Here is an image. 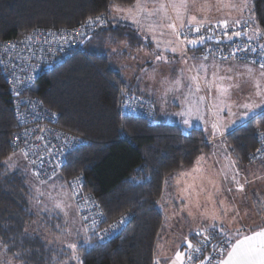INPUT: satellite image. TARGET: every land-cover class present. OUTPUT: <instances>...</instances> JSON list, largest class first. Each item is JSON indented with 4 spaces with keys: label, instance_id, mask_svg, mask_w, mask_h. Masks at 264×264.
I'll return each instance as SVG.
<instances>
[{
    "label": "trees",
    "instance_id": "1",
    "mask_svg": "<svg viewBox=\"0 0 264 264\" xmlns=\"http://www.w3.org/2000/svg\"><path fill=\"white\" fill-rule=\"evenodd\" d=\"M134 1L0 0V41L18 38L37 26L70 28L100 14L107 18L106 27L88 36L59 64L45 69L28 91L57 114L59 127L83 141L66 156L60 172L52 178L68 182L81 175L83 190L101 206L104 223L124 213L132 216L120 234L99 241L83 226L69 190L87 234L85 239L78 236L82 238L76 248V262L80 264H156L154 247L162 227L157 202L163 180L193 165L210 149L200 128L184 131L177 123L158 120L153 101L134 91L122 73L124 61L115 58L118 48L111 46L124 41L129 47L120 49L133 57L143 39L128 24L112 21L109 5L126 6ZM249 4L253 24L261 30L257 35L264 39V0H250ZM128 93L151 102L153 122L120 112V101ZM12 98L0 71V251L6 250L20 264H57L68 249L49 245L31 228L42 225L55 231V224L62 219L57 214L36 215L29 204L25 177L4 164L14 151L8 144L16 129ZM258 128L264 129V115H255L224 136L239 165L252 162L249 153L256 146L254 131Z\"/></svg>",
    "mask_w": 264,
    "mask_h": 264
},
{
    "label": "rangeland",
    "instance_id": "2",
    "mask_svg": "<svg viewBox=\"0 0 264 264\" xmlns=\"http://www.w3.org/2000/svg\"><path fill=\"white\" fill-rule=\"evenodd\" d=\"M249 1L250 0H185V4L181 5L179 8L181 20L177 19V11L169 6V0H155L158 6L159 3L165 4L166 12H156L151 15L150 17L153 18V23L147 26L149 29L151 28V30L144 29L141 33L145 37L148 31H150L148 37L153 45L151 43L149 44V51H152L154 55L151 56L149 53V57L151 56V58H153L154 64L158 62L155 60L156 55L165 56L168 62H164L163 64V62L160 61L155 65L153 64L154 66L152 67L145 66L142 70L130 67L125 75H128V79L134 85V91H136V89L142 91L144 85L152 89L154 97H156V108L159 109V114L163 121L169 120L166 122H179L180 110L176 108L175 105L182 106L183 102L189 100V98L193 97L196 93L194 90H191V88L177 87L172 83V81H174L173 79L177 80V78L182 77L181 73L183 72L187 74L188 78L192 76L198 77L197 81L187 79L191 87L197 85L198 81L202 82L201 85H203L205 96L202 94H200V96L206 97L210 101V108L204 121L217 123L219 127H225V125L229 127L233 125L228 124V121L236 120L239 114L245 111V109L240 108L239 105L260 102L261 97L255 95L256 84L259 82L260 88H264V78L246 75L245 72L239 69L237 71L235 70V74H231L230 71L228 74L227 70L219 65H214L215 67L211 69L204 65H202L203 67H198L201 63L197 61L200 60H194L192 58L193 54L187 51V48L193 44L187 43V41L183 40L180 36L174 35L172 29L167 27L169 23H175L177 25L181 22H183L184 25L186 23L191 24L189 20L194 16L196 19L192 21V23L214 20L228 22L247 21L251 25L253 34H258L256 32L257 27L253 24ZM176 3L179 5L180 0H176ZM143 13L145 14L144 18L148 19L147 16L149 15H147L146 12ZM151 33H153V35H151ZM258 40L260 43L264 44V39ZM157 44H159V47H157ZM173 47L177 48L176 52L171 51ZM172 63L173 65H171ZM171 67H174L175 70L180 72L177 77H175L174 74L173 76H171V74H164L165 72L169 74V71H172L170 69ZM198 73L204 74L197 75ZM234 85L236 87H231ZM221 89H227V92L224 93ZM142 94L148 95L152 100L151 94L145 92ZM199 103L202 104V101ZM259 110L260 109H257L256 111ZM230 112L232 115H230ZM184 116V114L181 115V117ZM201 120L200 118H193L194 123L204 124ZM181 121L184 123V120ZM220 161L222 167H230L228 160ZM4 164L8 170L20 171L25 177L30 193L29 204L31 210L36 215L41 213L49 215L57 214L62 219L61 223L55 224V231L50 230V228L40 227L42 225L33 226L31 230L49 245H56L68 249L65 258L61 259L57 264H68L73 261L75 264H80V262L71 259L73 256V249L69 248L68 245H77V242L82 239L81 237L78 239V236L82 235L85 239L87 234L81 223L76 219L78 216L74 203H72L70 198L67 180L63 182L59 177L48 179L47 181L38 180L31 172L25 157L19 151H13L4 160ZM177 179L176 184L179 185V191L174 192L175 190L170 188L171 185L167 184L166 189L172 191L170 192V198L167 199L166 202L163 200L164 204H166L164 206L161 205L163 202L162 199H160L161 202L159 206L162 207L160 211L162 213L164 225L162 224V230L158 232L155 242L157 247L156 251L159 254L169 250L174 252L181 246L180 244L184 242V236L187 232L197 226L199 228H204L210 224L222 223L219 219L212 220L214 214L218 217L223 215L224 208L221 207V201H224L226 205H234L235 209L239 211L241 220L237 224L231 225L233 228L238 226H243L245 228L251 224L258 223L259 217H257V213H259L260 210H264L262 207L257 208L252 205L249 207V213L251 214V217H249L246 210L247 208L243 206L242 199L240 198V194H242L243 191H240L239 199L237 197H232L233 194L229 192L231 191L230 188L229 191L228 188H223V186L227 187V185H223L221 190L216 192L215 190L218 189L216 182H210L209 177L203 176L197 172H189L187 169H184L179 173ZM190 183L201 185L203 189L200 190V188H198V191H194L190 187ZM177 194L182 197L184 201L183 204L182 201L178 199L179 197L177 198ZM247 197L250 198L249 195ZM57 202L65 206L63 211L55 206ZM250 202H252L251 199ZM196 204H198L199 207H196ZM186 205L187 208L185 207ZM217 209L219 210L218 212L216 211ZM189 210H191L192 215H189ZM232 215L233 213H229L227 220H231ZM225 226L228 227L229 225L225 223ZM184 249L185 248H183V250ZM62 253L64 254L63 251ZM0 264L20 263L11 254L7 253L6 250L2 249L0 251Z\"/></svg>",
    "mask_w": 264,
    "mask_h": 264
},
{
    "label": "built area",
    "instance_id": "3",
    "mask_svg": "<svg viewBox=\"0 0 264 264\" xmlns=\"http://www.w3.org/2000/svg\"><path fill=\"white\" fill-rule=\"evenodd\" d=\"M86 21L88 19L70 28L37 26L18 38L0 41V71L8 90L13 95L12 110L16 121V129L8 144L12 150L24 155L39 180L56 176L66 156L83 141L77 135L59 127L57 114L46 107L39 98L29 95L28 91L35 85L36 79L45 69L59 64L88 36L107 25L104 14L103 23L95 20L87 23ZM221 22L222 20H216L186 24L180 30L179 36L186 41H197L193 46L196 55L201 59L245 62L261 68L260 65L264 63V45L259 42V37L253 34L250 23L226 21L227 26H225ZM197 27H199L198 32L193 30ZM234 32L247 33V35L235 36L232 35ZM200 38L203 40L201 41ZM119 110L123 115L142 117L149 122H153L155 118L151 102L132 93L122 97ZM262 134H264L262 128L254 131L256 146L249 153L251 161L264 156V135ZM258 148L261 149L260 153L256 151ZM77 177L79 179H76ZM82 185L81 175L73 176L68 181L70 194L77 206L83 226L91 230L99 241H105L120 234L130 221L131 214L124 213L115 220L104 223L105 216L101 206L90 192L83 190ZM93 224H95L94 227ZM109 225L114 226L110 228ZM202 229H207L209 233H216L207 244L202 236L197 235ZM219 239L217 230L209 226L196 228L191 232L190 241L194 246L201 247L202 251L186 249L184 264H200L205 255L212 253V247ZM187 255H191L193 259L188 260ZM212 255L215 256V253ZM204 264L208 262L205 261Z\"/></svg>",
    "mask_w": 264,
    "mask_h": 264
},
{
    "label": "crops",
    "instance_id": "4",
    "mask_svg": "<svg viewBox=\"0 0 264 264\" xmlns=\"http://www.w3.org/2000/svg\"><path fill=\"white\" fill-rule=\"evenodd\" d=\"M135 4H136V0L130 5H126V6H120L119 5V6L121 8H127L129 6H132L133 10L135 11ZM146 7H147L148 11L151 12V11H153L154 8L158 7V4L155 2V0H147ZM125 15H126L125 13L116 14V9H114V8L110 9V19L112 21H118L121 23L128 24L129 26H131L132 28H134L137 31L138 35L142 36L143 41L140 42V44H138L137 47H135V49L133 51L135 53V55L133 57L126 56V53L123 51V49H125L126 46H128L126 42L120 41V42L115 43L114 45L111 46L113 48H118L117 49L118 50L117 55L115 58H117L118 61H124V65L122 68V70H123L122 73L124 75H125V73L127 74V70L130 67L131 68L135 67V68H138L139 70H142V68H144L145 66L146 67H152L156 63H158V62H156L154 64L153 58H151V56H153L154 54L152 53V51L151 52L149 51L150 50L149 44L151 43L153 45L152 41H150V39L148 37L150 31H148L147 36L145 35V37L141 33V31L144 29L149 30V28L147 26L153 23V18L150 16H147L148 19H145L144 18L145 14L143 12H141L140 16L138 17V19L140 20V24L143 26L141 28V27H138L136 24H134L130 19L123 18ZM186 24H188V23H186ZM151 35H153V33H151ZM256 36H258V35L256 34ZM106 46L107 47L109 46L108 42L106 43ZM120 48H123V49H120ZM119 49L121 51H119ZM187 51L189 53L193 54L192 58L194 60L197 61V59H199L201 62L200 61H197V62L201 63V65H204L209 69L215 67L214 65H219L220 67L221 66L224 67L227 70L228 74H229V71L231 72V74H235V70L237 71L239 69V70L245 72L246 75H250L252 77L258 76V77L264 78V76H261V73L264 72V69H261V68L255 66L251 63L204 60V59H201L200 57H198L196 55L195 50L193 51V49H192V46L187 48ZM149 53L151 54L150 57H149ZM163 64H164V62H163ZM171 65H173V63ZM201 65H198V67H200ZM170 69L172 71H169V74H168V72H165L164 74L165 75L171 74V76H173V74H174L175 77H177L178 74H180V72L175 70L174 67H171ZM249 70H251V73H249ZM202 74H204V73H198L197 75H202ZM181 75H182V77L177 78L180 80L179 86L191 88V90H194L196 93L193 95V97L189 98V100H186V102H183L182 106L175 105V107L179 108V110H180V118H179V122L172 121V123L179 124L180 127L184 131H188L193 127L200 128L204 133L205 142L210 146V149L208 152L200 154L197 157L196 161L193 163V165L186 167V168L182 167L179 170L175 171L173 174L165 177V179L163 180L162 191H161L160 198L158 199L157 206L160 210V208H162L159 206V204L161 202L160 199H162V202H163V203H161V205L164 206V205H166V204H164V201L166 202L167 199L170 198V195H171L170 192H172V191H168L166 189L167 184L171 185L170 188L172 190H175L174 192L179 191V189H178L179 185H177L176 182L178 180L177 178H178L179 173L181 171H183L184 169H187L189 172H197L203 176H207L210 178L209 179L210 182H216V185L218 188L215 190L216 192L218 190H221V187L223 185H227V187L223 186V188H225V189L228 188V191L230 188L231 191H229V192H231V194H233V196H232L233 198L234 197L238 198L239 194H240V191H238L236 189L235 185L231 181V177L234 174L238 173V179L240 180L241 183L248 181V183L245 184L244 191L242 192V194H240L241 195L240 198L242 199L243 206L244 207L246 206V208H247L246 210L249 214V217H251V214L249 213V207L252 205L254 206V202H255V206L257 208H259V207L264 208V203H262V201H264V156L259 158L256 161H252L250 163H247L246 165H243V166L239 165L237 163V161L235 160L234 156L230 153V151L226 145L225 139H224V136L228 132H230L231 130H233L237 126H239V124L244 123L249 118H246V119H244L243 122L233 124L229 127H220V131H217L214 133L213 128H212L213 123H209L207 121H204V118L208 114V111L210 108V101L208 98L200 96V94L205 96L204 90H203V85H201L202 82L198 81L199 90H197V85H194L193 87H191L188 84L187 79H190V78L187 77V74L185 72L181 73ZM125 76L128 79V75H125ZM171 80H172V78H171ZM173 80H176V79H173ZM128 81H129L130 87L133 88L134 85L130 82L129 79H128ZM136 90H138V89H136ZM144 92L151 94L152 101L154 104V108L156 111V116H157L156 118L158 120H162L161 116L159 114V109L156 108V99H155L156 97H154L152 89H150L147 85H144V89H142L141 93H144ZM200 101H202L203 105L201 103H199ZM260 111L261 110L257 111V113H259ZM182 114H184L185 116L181 117ZM194 117L202 119L201 121L204 124L197 123V122L194 123V121H193ZM181 120H184V123ZM166 121H169V120H166ZM185 121H187L188 123L186 124ZM220 160H228L230 167H227V168L222 167L220 164L221 163ZM195 163H196V165H195ZM257 176L261 177V179H254V177H257ZM190 187L194 191H198V188H200V190L203 189V186L195 184V183H190ZM248 195L250 196V198L247 197ZM163 197H166V198H163ZM177 198L180 199V201H182V204H183L184 201H183L182 197L178 196V194H177ZM250 199L252 200V202H250ZM257 217H259L258 223L251 224L248 227L244 228L246 234H251L252 231H259L261 228H264V224H262V223H264L263 222L264 221V210H260L259 213H257ZM76 219L79 222V218H76ZM163 223H164V220L162 218V224ZM162 227L160 228L159 231L162 230ZM197 227H195V228H197ZM194 229L189 230L187 232V234L184 236V238L187 237L190 240L191 232H193ZM167 240H169V239H167ZM234 242L235 241L233 240V243ZM180 245L181 246L179 248H177L174 252L172 250H169V251H164V252L159 254L156 251L157 247L155 244L154 262L156 263L158 261L159 264H172V261L175 258L176 251H178V249H179L182 252L183 248H185L183 250V252H185V250L187 249V244L185 242H183Z\"/></svg>",
    "mask_w": 264,
    "mask_h": 264
},
{
    "label": "snow or ice",
    "instance_id": "5",
    "mask_svg": "<svg viewBox=\"0 0 264 264\" xmlns=\"http://www.w3.org/2000/svg\"><path fill=\"white\" fill-rule=\"evenodd\" d=\"M146 4H147V0H136L135 11L133 10L132 6H129L127 8H121L119 5L115 3L110 4L109 7L116 9V14L125 13L126 15L123 18L130 19L134 24L142 28L143 26L140 24V20L138 19L141 12H146L149 16L155 14L156 12H166V6L164 3H159L158 8H154L153 11L151 12L148 11ZM184 4H185V0H180L179 5L176 3V0H169V6L172 7L174 10H176L178 13L177 19L182 20V18L179 15V8L181 5ZM195 19L196 18L193 16L189 20V23H192V21H194ZM92 20L103 23V14L97 15L96 17H89L86 23ZM221 23L227 26L226 21H222ZM236 23H239V21H237ZM167 27L172 29L174 35L179 36L180 29L184 27V24L183 22H181L179 25L175 23H169ZM149 30H151V28ZM193 30L198 32L199 27L194 28ZM260 31L261 30L257 27L256 32L259 33ZM225 35H227V33H225ZM232 35L240 36V35H247V33L234 32ZM200 39L201 41L203 40V38ZM187 43L195 44L197 43V41L188 40ZM157 47H159V44H157ZM171 51L176 52L177 48L173 47ZM155 60L158 62L160 61H163L165 63L168 62L167 58L163 55H156ZM201 67L203 66L201 65ZM260 67L264 69V63H262ZM249 73H251V70H249ZM261 76H264V72L261 73ZM190 79L193 81H197L198 77L192 76ZM172 83L175 84L177 87H179L180 85L179 79L172 81ZM231 87H236V86L234 85ZM197 90H199L198 84H197ZM221 91L226 93L227 89H221ZM255 95L261 97L260 102L259 103L253 102V103H246L239 105V107L245 109V111H242L236 120H229L228 124L243 122L244 118L246 117L254 118L255 115L257 114L264 115V88H260L259 82H257L256 84ZM257 109H260L261 111L257 113L256 111ZM230 115H232L231 112ZM185 123L187 124L188 122L185 121ZM226 126L227 125H225V127ZM212 128L214 133L220 131V127L218 126L217 123H213ZM256 151L257 153H260L261 149L258 148ZM76 179H79V177H77ZM254 179H261V177L257 176L254 177ZM231 181L235 185L236 189L241 192L244 191L245 184L248 183V181L241 183L240 180L238 179V173L234 174L231 177ZM220 203H221V207L224 208L223 215L218 217L217 215L214 214L212 216V220L219 219L220 221H222V223L209 225V228L217 230L220 236V239L217 242V244L213 245L212 247V253H215V256H213L212 253L205 255L203 260L200 261V264H204L205 261H207L208 264H264V228H261L259 231H252L251 234H246L243 226H238L235 228L231 227V225L237 224L241 220L239 211L235 209L234 205H226L224 201H221ZM262 203H264V201H262ZM55 206L57 208H60L62 211L65 207L60 202H57ZM195 206L199 207L198 204H196ZM254 206H255V202H254ZM185 207L187 208V205ZM216 211L218 212L219 210L217 209ZM229 213H233L231 220H227ZM189 215H192L191 210H189ZM225 223L229 226L226 227ZM94 226L95 224H93V227ZM113 226L114 225H109L110 228ZM215 234L216 233H209L207 229H202L201 232L197 233L198 236H202L205 244L210 242ZM233 240L235 241L234 243ZM184 242L187 244L188 250H194L196 252L202 251L201 247L194 246L193 243L190 240H188L187 237L184 238ZM68 247L73 249V256L71 257V259L78 260L79 258L75 251L77 245L69 244ZM185 257H186L185 252H181L179 250L176 251L175 258L173 259L172 264H184ZM187 259L192 260L193 257L191 255H187ZM156 264H159V262L157 261Z\"/></svg>",
    "mask_w": 264,
    "mask_h": 264
},
{
    "label": "water",
    "instance_id": "6",
    "mask_svg": "<svg viewBox=\"0 0 264 264\" xmlns=\"http://www.w3.org/2000/svg\"><path fill=\"white\" fill-rule=\"evenodd\" d=\"M86 39H87V38H86ZM86 39H85V40H86ZM216 41H219V39H216ZM196 264H198V263H196Z\"/></svg>",
    "mask_w": 264,
    "mask_h": 264
}]
</instances>
